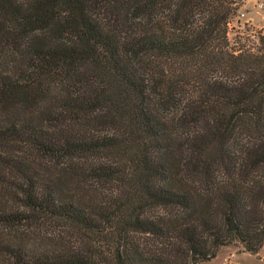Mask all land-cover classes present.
I'll list each match as a JSON object with an SVG mask.
<instances>
[{
	"label": "trees",
	"instance_id": "16d2710c",
	"mask_svg": "<svg viewBox=\"0 0 264 264\" xmlns=\"http://www.w3.org/2000/svg\"><path fill=\"white\" fill-rule=\"evenodd\" d=\"M240 6L0 0L1 264L259 252L264 32L231 42Z\"/></svg>",
	"mask_w": 264,
	"mask_h": 264
},
{
	"label": "rangeland",
	"instance_id": "374dc122",
	"mask_svg": "<svg viewBox=\"0 0 264 264\" xmlns=\"http://www.w3.org/2000/svg\"><path fill=\"white\" fill-rule=\"evenodd\" d=\"M241 1V4H243V1ZM264 32V28L260 29L258 27H253L249 23H245L244 19L239 17V13L231 20L229 25V38L231 42H234V40L239 36L241 33H250L255 34L256 32ZM255 32V33H254ZM245 36V35H244ZM48 232H54V228L48 227ZM51 232V233H52ZM64 238L70 239L72 242H75V246L78 248L80 247L81 250H84V252L90 254L92 253V248H88L92 245V243L87 246H83V243L87 244L88 240H86L81 235L74 233L72 231H66L63 233ZM135 237L141 242H146L144 240L143 235H135ZM55 242V241H52ZM64 242V241H62ZM2 262L0 261V264ZM200 264H264V243L259 250V252L256 255H250L246 252H244L242 246L240 245H231L227 247H222L216 257L210 261L203 262Z\"/></svg>",
	"mask_w": 264,
	"mask_h": 264
},
{
	"label": "crops",
	"instance_id": "0c3cea01",
	"mask_svg": "<svg viewBox=\"0 0 264 264\" xmlns=\"http://www.w3.org/2000/svg\"><path fill=\"white\" fill-rule=\"evenodd\" d=\"M238 13L239 17L244 19L253 27L264 28V0H242Z\"/></svg>",
	"mask_w": 264,
	"mask_h": 264
}]
</instances>
